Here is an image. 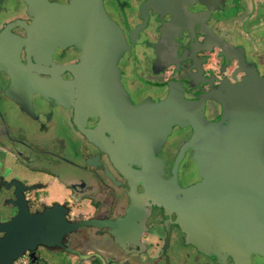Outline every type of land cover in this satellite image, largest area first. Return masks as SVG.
Segmentation results:
<instances>
[{
	"label": "flooded vegetation",
	"instance_id": "obj_1",
	"mask_svg": "<svg viewBox=\"0 0 264 264\" xmlns=\"http://www.w3.org/2000/svg\"><path fill=\"white\" fill-rule=\"evenodd\" d=\"M69 2L0 0V225L45 212L67 224L58 244L38 243L14 264H219L188 242L167 198L164 180L175 169L193 184L204 152L198 141L183 149L191 128H168V108L205 96L214 120L223 107L212 97L227 96L264 112V0H103L126 42L112 116L82 101L73 66L87 63V44L58 20ZM131 105L148 111L147 126ZM242 125L245 141L264 144V123ZM241 264H264V254Z\"/></svg>",
	"mask_w": 264,
	"mask_h": 264
},
{
	"label": "water",
	"instance_id": "obj_2",
	"mask_svg": "<svg viewBox=\"0 0 264 264\" xmlns=\"http://www.w3.org/2000/svg\"><path fill=\"white\" fill-rule=\"evenodd\" d=\"M59 19L62 26L72 27L67 38L87 44L84 49L87 63L73 66L79 80L80 74L84 76L86 92L82 101L86 98L89 113L93 108L96 113L103 107L112 116L124 90L116 63L126 46L121 28L107 13L103 0H70ZM48 25L42 20L41 26ZM41 84L35 82L37 87ZM207 98L195 100L184 96L182 108L177 103L175 106L178 98L169 104L167 127L180 124L192 131L183 149L198 141L204 152L197 159L198 180L182 186L174 169L173 176L164 180V188L167 198L177 206L175 210L188 242L215 257L219 264H227V259L241 264L242 260L250 261L254 254H264V144L245 141L242 127L246 123H264V112L261 114L254 107L244 110L240 99H233L230 105L227 96H214L212 99L222 102L223 110L221 116L209 120L205 115ZM79 102L78 98V105ZM246 104L253 106L254 100L247 99ZM131 110L135 111L134 122L147 126L148 111L133 105ZM119 116L120 122H127L130 115L121 108ZM49 219L46 212L39 217L25 214L0 225V231L6 232L0 237V264H14L38 243L58 244L63 234L61 229L67 224Z\"/></svg>",
	"mask_w": 264,
	"mask_h": 264
}]
</instances>
